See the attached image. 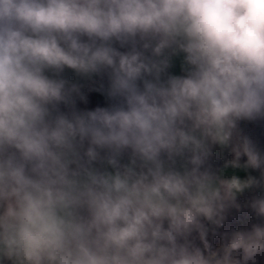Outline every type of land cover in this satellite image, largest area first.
Returning a JSON list of instances; mask_svg holds the SVG:
<instances>
[{"label": "clouds", "instance_id": "clouds-1", "mask_svg": "<svg viewBox=\"0 0 264 264\" xmlns=\"http://www.w3.org/2000/svg\"><path fill=\"white\" fill-rule=\"evenodd\" d=\"M66 69L113 103L77 110ZM257 120L264 0H0V264H258L264 195L218 231L264 188Z\"/></svg>", "mask_w": 264, "mask_h": 264}, {"label": "crops", "instance_id": "crops-1", "mask_svg": "<svg viewBox=\"0 0 264 264\" xmlns=\"http://www.w3.org/2000/svg\"><path fill=\"white\" fill-rule=\"evenodd\" d=\"M182 61V55L173 57L171 66L167 70V74L183 75L184 72L182 68ZM61 75L62 78L66 79L70 84L78 85L80 89V94L75 95V99L81 111L94 110L96 107H100L106 104L107 102L112 101L107 96L106 92L108 86L106 76H93L91 78L83 77L77 75L70 69H66ZM84 83L86 84L84 85ZM213 151L214 156L212 159L224 158V162L220 165L219 168L223 167L225 161L232 159V154L228 149L221 150L219 147H216ZM224 171L226 175H237L241 179H246L248 176H253L257 179L260 178V174L253 169H233L229 167L226 168ZM244 194H264V188L246 190L242 195Z\"/></svg>", "mask_w": 264, "mask_h": 264}, {"label": "trees", "instance_id": "trees-1", "mask_svg": "<svg viewBox=\"0 0 264 264\" xmlns=\"http://www.w3.org/2000/svg\"><path fill=\"white\" fill-rule=\"evenodd\" d=\"M86 83H84L85 85ZM78 86V85H77ZM74 101H75V107L77 110L81 111L80 108L77 105L75 95H74ZM113 101L107 102L106 104L100 106V107H109ZM61 109L64 111H68V107L61 105ZM224 162V158H215L212 159L211 163L213 164L214 167L219 168L220 165ZM262 194H244L238 198V202L241 203V210L237 211L236 209L230 210L228 214V218L226 219L224 225L222 228H220L218 231L219 232H225V231H230L233 228L239 229L241 227H250L251 223L256 222L254 215L252 214L251 210L244 207V205L247 203L249 199H251L253 196H260ZM209 239L211 242L218 246L219 245V236L213 237L211 233H209Z\"/></svg>", "mask_w": 264, "mask_h": 264}, {"label": "built area", "instance_id": "built-area-1", "mask_svg": "<svg viewBox=\"0 0 264 264\" xmlns=\"http://www.w3.org/2000/svg\"><path fill=\"white\" fill-rule=\"evenodd\" d=\"M121 50L123 51L124 49ZM239 128L241 134L248 136L261 151V153L264 154V120L241 121ZM255 171L261 174L260 170ZM258 264H264V260L258 261Z\"/></svg>", "mask_w": 264, "mask_h": 264}]
</instances>
